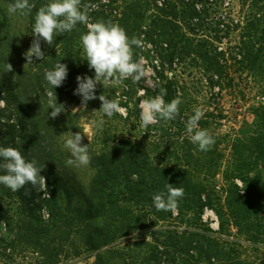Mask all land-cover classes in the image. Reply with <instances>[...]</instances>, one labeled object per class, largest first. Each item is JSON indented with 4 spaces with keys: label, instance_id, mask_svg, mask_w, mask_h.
Wrapping results in <instances>:
<instances>
[{
    "label": "trees",
    "instance_id": "1",
    "mask_svg": "<svg viewBox=\"0 0 264 264\" xmlns=\"http://www.w3.org/2000/svg\"><path fill=\"white\" fill-rule=\"evenodd\" d=\"M5 1L13 3V0ZM29 3L34 7L24 15L32 29L36 11L47 0H29ZM82 4L88 6L92 22L111 21L123 27L130 38L136 36L142 42L161 44V51L156 56L159 62L154 67L159 82L154 87L139 85L131 79L119 85L97 86V96L104 93L110 99L118 100L121 108L126 110L125 115L114 116L128 125L133 135L131 139L105 138L102 149L91 154V166L96 174L83 195L84 206L79 212L83 214L81 222L88 232L87 250L97 252L96 264H110L122 255L117 250L118 242L145 229L148 231L140 236H149L152 240L146 242L139 237L150 252L142 264H256L250 261L245 250L260 249L264 245V0H241V18L222 17L218 29L228 34L236 32V45L224 48L211 43L206 50H191L190 45H181L179 33L183 21L169 2L82 0ZM150 10L156 13L150 16L151 22L146 25ZM195 12V9L190 10L189 17L183 19L189 21L190 32ZM86 31L85 25L78 24L71 32L57 34L51 47L42 41L45 59L40 60L41 65L21 71L16 79H9V83L7 79L1 82L0 101L7 107L1 113L9 111L11 116L7 123L0 119V146L17 148L25 157L37 144L47 151L53 149L55 131L61 128L78 131L75 124L66 125L65 115L50 119L46 90L51 86L45 81L44 72L53 69L58 62L66 64L69 77L74 81L66 97L61 86L51 90L57 94V103L64 104L75 97L80 101L81 98L73 94L77 88L76 77L94 72L89 70L82 54L80 36ZM8 39L15 44L16 37ZM138 48L134 47L133 53ZM186 50L194 51V58L201 64L199 70L216 96L227 84L232 85L233 79L228 76L234 65L240 68L248 88L255 90L258 99L256 105L249 108L253 118L250 135L232 138L211 132L223 115L206 112L199 127L207 129L215 143L208 151H200L191 143L185 123L194 114V109L191 100H185L188 97L186 87L176 80L178 70L174 68L176 63L191 56L192 52ZM161 89L166 90L165 102L179 96L182 100L179 112L174 120H160L147 128L142 127L140 102L155 97ZM140 90L143 95H139ZM91 103L101 104L99 100ZM25 126L30 132L26 150H23L19 147L24 141ZM4 127L8 131H4ZM25 159L33 160L30 155ZM35 161L42 170L40 174L45 176L47 187L43 190L42 186L33 188L26 184L16 191L25 202L19 212L23 221L18 224L20 229H25L21 236L28 244H36L35 248L46 258L44 264H57L58 254L50 256L46 241H42L51 232L60 197L64 191L68 194L71 191L52 169L51 163L41 168L39 160ZM167 183L184 190L175 211L157 210L152 203L154 194L166 192ZM2 186L7 196L13 197L12 190ZM33 198L37 201L38 211H47V219L31 213L28 203ZM207 211L217 216V231L204 221ZM3 225L15 231L13 219L6 212L0 215V228ZM3 241L0 236V264H11L12 261L5 263L6 252L17 241L1 246Z\"/></svg>",
    "mask_w": 264,
    "mask_h": 264
},
{
    "label": "rangeland",
    "instance_id": "2",
    "mask_svg": "<svg viewBox=\"0 0 264 264\" xmlns=\"http://www.w3.org/2000/svg\"><path fill=\"white\" fill-rule=\"evenodd\" d=\"M160 2H169L172 6L174 5V10L178 13L179 19L183 21L182 30L179 33V40L182 46L186 47V45H190L192 47L191 50L194 48L206 50V47L211 43L224 48L232 47L238 43L236 32L228 34V32H220L218 28L220 27L219 24L222 21V17L225 15L233 17L236 20L241 18V0H160ZM8 5L5 0H0V84L6 79L7 82L11 78L16 79L18 73L21 71L41 65L40 60L33 58V65L26 68L23 67L26 63L23 54L29 49L33 39L31 35L32 29L26 15L20 13L9 15L7 11ZM192 9L196 10V15L190 24V29H192L190 32L188 30L189 25H187L189 21H184L183 19L185 16L189 17L190 10ZM155 13V11L150 10L147 14L149 19H146V25L150 24V16ZM9 37H16L14 45L9 41ZM187 37L190 38L189 41ZM142 43L143 46L134 52V59L143 57L148 72L138 84L154 87L159 82L154 67L159 62L156 60V56L157 52L160 53L161 51V44L158 42L150 43V41ZM187 52L192 51L188 50ZM193 53L194 51L190 57H186L184 61L176 63L174 66L178 70L176 71V80L179 83L181 82L182 87H186L188 97L185 100L187 102L191 100L192 109L200 107L203 114L215 112L223 115V118L218 120L216 127L214 125V130L213 128L210 129L211 132L214 131L222 137L231 136L232 138L250 135L253 130V118L249 108L256 105L258 99L255 95V90L248 88L243 72H239L240 68L234 65L230 76H228L233 79L232 85L229 86L227 84L223 92L219 96H216L210 91L205 80L206 77L199 70V67H201L199 65L201 64L194 58ZM7 63L12 65V72H7ZM70 75V72H68L67 78L61 86L64 98L72 84L71 82L74 83L70 79ZM86 75L94 77V72L88 71ZM139 95H143L142 90L139 91ZM0 102H2L0 103V119L3 123H7L9 122L11 113L7 111L2 114L1 111L7 107L4 101ZM64 104L66 105V111L59 116L65 115L66 125L75 124L78 132L84 136L83 141L88 143L89 147L90 163L86 166L67 165L66 161L71 157L69 150L64 147L66 137L61 136V134L66 132L75 133L76 131H65L64 128L55 131L53 149L47 151L37 144L34 151L32 150V152L28 153L33 160H39L41 168L49 166V163H51L52 169L63 179L71 191L70 194L64 191L60 197L57 216L51 223V232L42 242L46 241L50 256L56 257L55 254H58L57 264H96L97 252H89L87 250L86 235L88 232L81 222L83 214L79 212L80 208L84 206L83 195L89 190V185L96 174L95 169L91 166V154L102 149V140L105 138L131 139L133 134L129 132V126L120 122V118H117V116L113 115L111 118H108L99 112L92 113L93 110L98 111L100 109V103L94 104L89 101L85 110L73 113L72 115V107L80 106L79 98L75 97L70 102L66 100ZM125 114L126 110L124 109L120 115ZM14 119L16 120V118ZM101 119H104L105 123L102 130L98 131L95 129L93 122ZM59 120V122L62 121L61 119ZM4 131L8 130L4 127ZM24 132V141L19 148L26 150L27 138L29 137L28 132H30L29 128L25 126ZM36 152L39 153V155L37 154L38 156H35ZM46 169L48 170L49 168ZM42 189L44 190V186H42ZM12 193L13 197L7 196L6 189L0 184V215L6 212L13 219V228L15 229L12 232L10 231L12 227L9 229V226L6 225L0 228V236L5 240L1 242V246H6L12 240L17 241V244L13 248L7 250L5 263L12 261L11 264H44L46 258L42 256L39 251L40 249L35 248L37 245L28 244L29 242L21 236L25 229L19 228L18 221H23L19 217V212L24 207L25 202L18 196L16 191H12ZM36 205L37 201L35 198L28 203V207L32 208L31 213L34 216H40L41 219L43 217L47 219V211L45 209L38 211ZM204 221L214 231L218 230L219 222L214 212L207 211L204 215ZM146 231L148 230L145 229L134 237H127L119 241L117 250L122 255L119 254L117 259L113 260L110 264H142L144 258L148 257L150 252L141 239H145L146 242L152 240L149 236H145L144 238L140 236L141 233ZM33 240L30 239V241ZM245 253H247L250 261L253 263L259 264L264 261V245H261L260 249L249 248L245 250Z\"/></svg>",
    "mask_w": 264,
    "mask_h": 264
},
{
    "label": "clouds",
    "instance_id": "3",
    "mask_svg": "<svg viewBox=\"0 0 264 264\" xmlns=\"http://www.w3.org/2000/svg\"><path fill=\"white\" fill-rule=\"evenodd\" d=\"M34 5L29 0H13L8 5L9 15L17 13L27 14ZM78 24L86 26L87 31L80 36L82 54L87 62L89 70H94V77L77 76V88L74 95L79 96L80 106L72 107V113L85 110L89 101L99 100V112L103 116L111 118L113 115L124 111L119 101L110 99L104 93L97 96V86L103 88L109 84L119 85L124 80L131 79L139 82L148 72L143 57L134 59L133 48L142 47L143 43L136 36L129 37L126 30L117 23L111 21H91L89 8L82 4V0H47V3L39 7L35 13L32 26V42L29 49L23 54L26 61L24 68L33 65V58L44 60L45 53L42 51L41 42L51 47L57 34L71 32ZM7 72H12V65L6 64ZM68 75L66 64L58 62L53 69L45 70L44 79L51 89L62 86ZM46 90L48 103L51 109L50 119L57 118L66 111V105L57 103L55 91ZM166 90L161 89L155 97L144 99L140 102L141 126L147 128L149 125L158 123L160 120H174L179 112L182 100L174 98L171 102H165ZM2 103V102H0ZM186 123V133L193 145L200 151H208L214 145L215 140L207 129L199 127V121L203 116L200 107L194 108ZM104 119L94 121L96 130H102ZM64 147L69 150L70 157L67 165L86 166L90 163L88 144L83 143L84 136L80 132H66ZM41 169L36 166L35 160H27L21 152L12 146H0V184L12 191H18L26 184L33 188L37 186L46 187L45 178L40 174ZM166 192L156 193L152 197L153 206L157 210L175 211L178 200L183 197L184 190L175 185L166 184Z\"/></svg>",
    "mask_w": 264,
    "mask_h": 264
}]
</instances>
